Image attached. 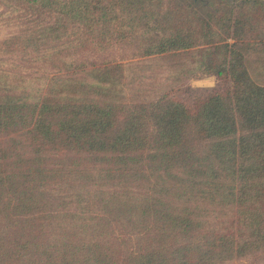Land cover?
Listing matches in <instances>:
<instances>
[{
    "label": "trees",
    "instance_id": "1",
    "mask_svg": "<svg viewBox=\"0 0 264 264\" xmlns=\"http://www.w3.org/2000/svg\"><path fill=\"white\" fill-rule=\"evenodd\" d=\"M13 1L40 20L37 38L66 39L3 42L25 54L66 50L67 69L68 53L115 48L225 87L190 104L169 93L93 99L90 90L104 96L100 85L74 77L0 90V264L264 257V78H255L264 76V40L245 37L251 18L226 9L207 23L192 5L164 0ZM113 61L103 66L120 67Z\"/></svg>",
    "mask_w": 264,
    "mask_h": 264
},
{
    "label": "rangeland",
    "instance_id": "2",
    "mask_svg": "<svg viewBox=\"0 0 264 264\" xmlns=\"http://www.w3.org/2000/svg\"><path fill=\"white\" fill-rule=\"evenodd\" d=\"M164 1L170 5V9L173 7L174 10L188 4L192 5L196 9L199 19L207 23L214 22L226 9H230L232 15L235 16L239 13L243 14L245 19L251 18L246 23L249 30H246L245 37L249 38L255 35L264 40V0ZM15 5L17 4L13 0H0V90H12V88L19 87L17 89L19 91L25 85L36 87L38 83L45 87L50 83L52 77L55 78L56 83H60L64 79L71 82L70 79L74 77L76 80L81 79L89 83L96 82L100 85L101 91H104V96L94 94L90 90L88 97L93 99L112 100L120 95L119 99L122 101L138 102L162 95L167 96L169 93L180 101L190 104L197 94L225 87L224 82L217 80L214 76L197 74L195 77V73H181L178 62L173 63L175 68H171V72L168 73L167 63L163 60H131L122 56L121 51L115 48H110L104 53L92 51L93 53H89L85 57H80V54L73 56L67 52L68 57L74 59L70 63L68 62L67 69L61 64L62 59L66 56V50L60 49V51L38 57L30 56L27 54L28 50L25 54V50L22 52L17 49L18 45L16 47L12 44H32L33 42L61 44L66 39L61 38L57 41L50 36H47V40L43 37L37 38L36 34H38L41 25L40 20L29 19V12L27 11L26 14L25 11L19 10ZM211 17L214 19L211 20ZM170 19L172 20V18ZM12 35L19 37L13 39L11 45H4L3 42ZM70 37V39H75L77 36L71 33ZM46 58H51L54 61L55 68H50ZM82 61L87 62L84 68L78 65H81ZM109 61H118L120 67L109 66V64L104 67L103 63H109ZM91 63L97 64L94 67L91 66ZM93 67L98 70H92ZM59 68L63 70L55 72ZM59 77L63 79L60 80ZM23 78H26L27 82H23ZM255 78L261 81L264 76L257 75ZM84 89L79 87L78 90L81 92ZM115 91L116 94L112 95ZM228 264H264V257L242 259L237 263Z\"/></svg>",
    "mask_w": 264,
    "mask_h": 264
}]
</instances>
